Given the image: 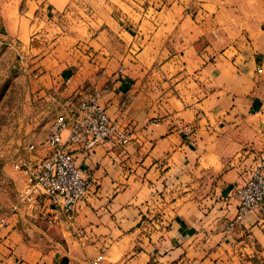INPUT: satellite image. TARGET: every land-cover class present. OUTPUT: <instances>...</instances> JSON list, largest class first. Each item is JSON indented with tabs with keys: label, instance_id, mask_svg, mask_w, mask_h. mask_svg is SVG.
I'll return each instance as SVG.
<instances>
[{
	"label": "crops",
	"instance_id": "crops-1",
	"mask_svg": "<svg viewBox=\"0 0 264 264\" xmlns=\"http://www.w3.org/2000/svg\"><path fill=\"white\" fill-rule=\"evenodd\" d=\"M3 14L23 84L0 103V264H264V203L236 220L264 160V0H5ZM88 92L130 141L73 146L94 184L71 218L10 212L28 178L11 160L49 153L33 127Z\"/></svg>",
	"mask_w": 264,
	"mask_h": 264
},
{
	"label": "built area",
	"instance_id": "built-area-1",
	"mask_svg": "<svg viewBox=\"0 0 264 264\" xmlns=\"http://www.w3.org/2000/svg\"><path fill=\"white\" fill-rule=\"evenodd\" d=\"M70 125L71 131L65 138L64 131ZM130 138L131 131L110 116L97 94H83L76 106L64 109L50 124L45 137L49 153L35 161L24 156L14 160V167L24 170L28 178L10 212L25 211L28 216L38 218L50 208L57 216L65 213L71 218L76 204L94 184L93 174L77 163L73 146L91 152L104 142L125 145ZM35 147L30 144V149ZM237 192L240 201L236 220L241 221L264 203V160ZM0 219L4 223L7 218Z\"/></svg>",
	"mask_w": 264,
	"mask_h": 264
},
{
	"label": "rangeland",
	"instance_id": "rangeland-1",
	"mask_svg": "<svg viewBox=\"0 0 264 264\" xmlns=\"http://www.w3.org/2000/svg\"><path fill=\"white\" fill-rule=\"evenodd\" d=\"M5 0H0V103L2 102L5 96H10L11 98L17 97L18 94H15L14 91H11L10 94H7V87L9 86H22V69L19 67L18 63L22 60V53L17 48V45H14L15 42L12 40L14 37L9 36L8 34V25L5 22L3 7ZM32 104L34 101L32 100ZM35 107V105H32ZM47 105L43 107L41 112H49ZM1 111V110H0ZM1 113V112H0ZM47 115V113H43ZM50 125V124H49ZM48 126H34L33 130L36 132H45V136L49 129ZM2 161V159H0ZM11 165L14 167V161L11 160ZM15 168V167H14Z\"/></svg>",
	"mask_w": 264,
	"mask_h": 264
}]
</instances>
